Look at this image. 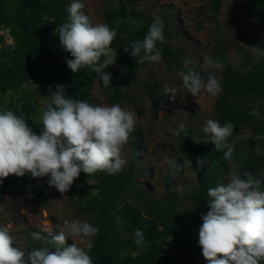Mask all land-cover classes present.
I'll use <instances>...</instances> for the list:
<instances>
[{
  "label": "rangeland",
  "instance_id": "obj_1",
  "mask_svg": "<svg viewBox=\"0 0 264 264\" xmlns=\"http://www.w3.org/2000/svg\"><path fill=\"white\" fill-rule=\"evenodd\" d=\"M81 2L85 4L82 11L93 23H103L102 13L108 3L117 9L120 7L119 0ZM209 8L210 0H140L133 7H128V14L141 11L146 16L159 15L169 19L174 32L171 44L178 52L175 55L176 61L167 63L161 60L141 64L136 80L123 91L118 102L110 104L116 73L122 74L124 71L113 51L112 59L116 61L106 69L112 75L111 85L104 87L103 82L96 79L91 89L93 105L119 104L134 113L135 131L123 146L121 157L126 160V167L130 160L131 145L135 141L139 143L137 156L142 167L147 169L139 179V187L144 194L156 200L164 195L166 181L178 191H192L196 187L197 181L191 167V163L196 160L194 151L206 140V134L202 132L205 122L208 119L216 120L213 104L217 95L202 91L193 97L183 86L179 73L193 72L205 81L213 73L221 81L225 69L245 71L258 64L264 56V17L249 13L242 0H223L217 22L209 18ZM38 18L53 21L46 16ZM114 24L117 28L121 27L124 24L123 18H116ZM142 24L132 16L125 22L127 31H135ZM55 25L56 28L60 26L59 23ZM21 49L8 17L6 23L0 26V72L14 65ZM206 58L214 61L217 67L213 68L206 63ZM185 60L190 61L187 66ZM22 63L28 64L23 58ZM69 80L76 81L71 75L47 72L28 77L14 89L0 92V112L13 111L25 118L36 132V127L42 124V113L52 102L50 92ZM165 85L173 91L165 92ZM254 102H257L260 111L257 122H264V100ZM258 140L259 137L245 129L239 133L234 132L230 143L234 144V148H245L251 142L257 144ZM230 171L238 172V166L233 161L229 163L219 185L226 182ZM26 180L29 191L42 182V178L33 179L28 174ZM256 180L260 181L261 190L264 191V167L259 170ZM69 191L77 204L66 196L52 197L43 203L35 201L26 193L16 197L0 194V227L9 229L13 246L25 252L33 250L34 245L31 243L36 242H40L41 247H53L51 237L58 231V226H63V220L88 221L91 218L78 205L86 207L92 202L101 204L108 198L77 180ZM34 232L40 233L42 238L33 239ZM74 242L80 247H86L87 239L74 238ZM72 243L70 239L67 241L68 245ZM150 249L147 243H130L126 254L135 256ZM185 258L191 264H208L202 251L196 255L190 252Z\"/></svg>",
  "mask_w": 264,
  "mask_h": 264
},
{
  "label": "trees",
  "instance_id": "obj_2",
  "mask_svg": "<svg viewBox=\"0 0 264 264\" xmlns=\"http://www.w3.org/2000/svg\"><path fill=\"white\" fill-rule=\"evenodd\" d=\"M139 1L119 0L118 9L108 3L102 13L103 23L117 31L111 48L116 54L117 62L124 69L122 74L116 73L110 104L118 102L123 91L136 80L141 65L136 63L139 57L133 58L124 51L130 42L143 40L153 22L154 15L146 16L141 11L127 13V8L133 7ZM222 1L210 0L211 21L217 22ZM242 1L249 13L264 17V0ZM71 2L72 0H0V26L10 17L14 36L22 47L14 65L0 72L1 93L14 89L28 77L44 72L56 73L71 75L76 79L75 82L69 80L63 84L66 98L93 104L91 89L97 79L96 73L89 67H82L78 73L72 72L66 63L72 57L63 50L58 39L59 34L55 33L56 23L61 26L68 22L67 8ZM38 16H46L53 21L42 20ZM131 16L143 23L135 31H127L125 25ZM160 17L164 22L165 42H157V48L162 49L163 61L175 62L178 52L171 44L174 32L169 19ZM116 18L124 20L119 28L114 24ZM22 58L28 64H23ZM220 83L222 92L217 95L213 104L215 119L222 125L227 122L234 124L235 133L249 129L253 135L259 137L257 144L251 142L245 148L235 147L231 159L225 160L223 151H217L212 143L204 142L195 149L196 160L191 163L197 181L196 187L192 191H178L166 181L164 195L159 200L148 197L139 187V179L147 169L142 167L137 156V141L131 145L129 164L121 171L115 174L98 171L89 176L81 172L77 181L108 197L101 204L92 202L86 207L78 205L81 210L90 214L91 218L87 222L99 229L98 234L92 238L94 247L90 255L93 264H191L185 258L187 254L191 252L196 255L202 251L198 243L199 228L203 222L202 214L209 210L207 190L219 185L231 161L237 164L241 176L250 172L257 179L259 170L264 167V122H257V117L249 113L257 107V102L254 101L264 100V56L258 64L245 71L225 69ZM42 127V124L36 127L37 134L42 131ZM26 176L27 174L24 177L10 176L3 180L0 183V194L16 197L26 193L35 201L43 203L52 197L66 196L77 204L70 191L60 193L49 187L47 177H42L41 185L29 191ZM118 220L121 223L118 224ZM136 229L143 231V243L149 244L151 249L133 256L126 253L128 244H136ZM31 244L34 245L33 249L41 248L40 242Z\"/></svg>",
  "mask_w": 264,
  "mask_h": 264
},
{
  "label": "clouds",
  "instance_id": "obj_3",
  "mask_svg": "<svg viewBox=\"0 0 264 264\" xmlns=\"http://www.w3.org/2000/svg\"><path fill=\"white\" fill-rule=\"evenodd\" d=\"M84 8L81 0H72L67 8L68 22L57 27L55 33L59 34L63 50L72 57L66 61L68 68L78 73L82 67H89L104 87H109L112 75L106 69L116 61L112 59L111 45L117 31L107 23H93L82 11ZM157 42H165L164 22L159 15L154 16L143 40L130 42L124 51L133 58L139 57L137 64L160 62L163 53ZM184 63L187 66L190 61ZM206 63L217 67L210 58H206ZM179 75L193 97L202 91L212 95L222 92L220 80L213 73L207 81L193 72ZM164 90L173 91L167 85ZM51 101L42 113L43 127L39 134L13 111L0 112V183L10 176L28 174L37 180L48 177L49 187L67 193L81 172L89 176L98 171L115 174L122 170L126 160L121 157V151L135 131L133 112L119 104L93 105L66 98L59 85L51 92ZM249 115L259 118V108H253ZM234 131L231 122L222 125L213 119H208L202 127L205 144L212 143L217 151H223L225 160L231 159L234 151V144L230 143ZM207 196L209 210L201 216L198 243L208 264H262L264 191L260 181L250 172L241 176L230 171L226 182L210 187ZM98 232L87 221L65 219L51 237L52 248L25 252L13 246L9 229L0 227V264H93L92 238ZM32 236L36 240L42 238L37 232ZM134 236L137 245L143 244L142 230L136 229ZM74 238L87 239L86 247L78 246ZM69 239L73 241L71 245L67 244Z\"/></svg>",
  "mask_w": 264,
  "mask_h": 264
}]
</instances>
